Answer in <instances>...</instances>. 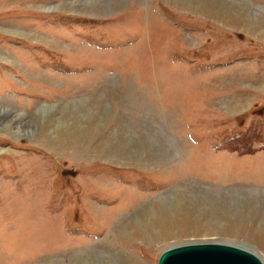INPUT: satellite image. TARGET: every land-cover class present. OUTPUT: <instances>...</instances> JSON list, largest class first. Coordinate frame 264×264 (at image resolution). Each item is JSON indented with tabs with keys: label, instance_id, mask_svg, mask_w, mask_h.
I'll return each instance as SVG.
<instances>
[{
	"label": "rangeland",
	"instance_id": "rangeland-1",
	"mask_svg": "<svg viewBox=\"0 0 264 264\" xmlns=\"http://www.w3.org/2000/svg\"><path fill=\"white\" fill-rule=\"evenodd\" d=\"M192 242L264 263V0H0V264Z\"/></svg>",
	"mask_w": 264,
	"mask_h": 264
},
{
	"label": "water",
	"instance_id": "water-1",
	"mask_svg": "<svg viewBox=\"0 0 264 264\" xmlns=\"http://www.w3.org/2000/svg\"><path fill=\"white\" fill-rule=\"evenodd\" d=\"M158 264H264L252 251L221 242L186 243L161 252Z\"/></svg>",
	"mask_w": 264,
	"mask_h": 264
},
{
	"label": "bare ground",
	"instance_id": "bare-ground-1",
	"mask_svg": "<svg viewBox=\"0 0 264 264\" xmlns=\"http://www.w3.org/2000/svg\"><path fill=\"white\" fill-rule=\"evenodd\" d=\"M70 5H71V4H70ZM239 13H240V14H244V10H243V12H239ZM238 15H239V14H238ZM238 15H237V16H238Z\"/></svg>",
	"mask_w": 264,
	"mask_h": 264
}]
</instances>
